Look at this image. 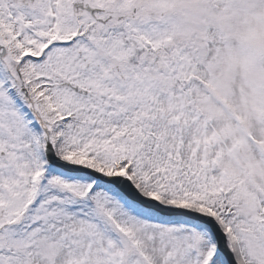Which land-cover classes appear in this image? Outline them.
I'll list each match as a JSON object with an SVG mask.
<instances>
[{
    "label": "snow or ice",
    "instance_id": "snow-or-ice-1",
    "mask_svg": "<svg viewBox=\"0 0 264 264\" xmlns=\"http://www.w3.org/2000/svg\"><path fill=\"white\" fill-rule=\"evenodd\" d=\"M0 264H264V0H0Z\"/></svg>",
    "mask_w": 264,
    "mask_h": 264
}]
</instances>
